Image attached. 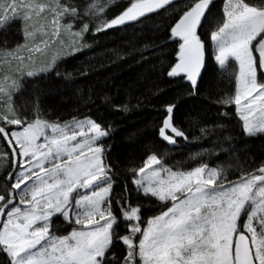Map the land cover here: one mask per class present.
I'll use <instances>...</instances> for the list:
<instances>
[{"label": "snow or ice", "instance_id": "obj_1", "mask_svg": "<svg viewBox=\"0 0 264 264\" xmlns=\"http://www.w3.org/2000/svg\"><path fill=\"white\" fill-rule=\"evenodd\" d=\"M113 3L0 0V264H264V0H129L106 17ZM130 29L141 67L124 87L150 80L159 119L141 162L122 168L109 116L126 118L139 97L134 107L119 88L85 98L81 78L104 65L80 61L101 34ZM157 54L162 69L148 59ZM230 70L213 113L204 80ZM53 96L97 111L50 118ZM209 136L194 166L169 160ZM257 145L258 165L242 166Z\"/></svg>", "mask_w": 264, "mask_h": 264}, {"label": "trees", "instance_id": "obj_2", "mask_svg": "<svg viewBox=\"0 0 264 264\" xmlns=\"http://www.w3.org/2000/svg\"><path fill=\"white\" fill-rule=\"evenodd\" d=\"M223 0H217V4H222ZM129 0H115V3L111 4L106 10L104 15L111 17L121 11ZM110 32L112 30H109ZM135 30H129L126 33H118L116 35H103L99 42L94 46V55L87 58V61L81 60L80 63L85 62L93 64H102L104 67L98 68L90 77H83L80 88L82 89V95L86 98L91 90H94L96 94L102 91H108L109 95L113 93L115 88L120 89V95L117 99L123 100L130 106H135L138 103L137 97H139L140 107H135L134 111L122 116H109V119L119 123L118 129L119 137L116 142V153L121 161V167L127 168L128 161H133L136 164L141 162V157L151 143L154 142L155 124L158 122L159 117L156 115L157 107L154 106V98L147 96L151 82L144 81L143 77L142 86L138 91L133 92L127 89L126 86L130 82L134 81L140 75V64L136 63V58L141 55V40L139 38H133V32ZM155 35V32L153 33ZM20 36L13 32L9 34V41L14 43L19 40ZM135 46L136 50H132ZM156 66L160 69L164 67L160 64L159 54L148 57ZM235 76V70H230L227 73H209L205 78L203 84V92L201 93L200 100L204 102V107L211 106V110L214 113L215 104L214 101L217 97L228 94L233 88V80ZM172 85L169 87V91ZM93 100L96 105H101V101L97 95H93ZM47 106L52 109L48 113L50 118H59L61 121L71 120L73 116L83 114H93L97 111V108L91 103H85L82 100L75 98L65 99L63 101H57L56 98L50 97ZM196 106L200 107V101L196 102ZM30 107V105H29ZM91 107L92 112H88V108ZM122 121V122H121ZM185 126L189 127V130L193 135L199 136L200 132L196 125L190 124L187 118L185 119ZM212 137H205L201 140H192L190 143L183 145L179 152H174L169 156V160L179 161L182 167L194 166L197 159L193 158V154L197 151H201L203 147L209 146L210 139ZM252 147V146H250ZM256 157L251 159L243 157L240 160V164L244 167H254L258 165V145L254 148ZM205 158V157H201ZM210 161H215L216 157L209 158ZM3 167L0 166V190H3ZM67 229L59 231L60 234H65ZM0 259L3 256L0 255Z\"/></svg>", "mask_w": 264, "mask_h": 264}, {"label": "rangeland", "instance_id": "obj_3", "mask_svg": "<svg viewBox=\"0 0 264 264\" xmlns=\"http://www.w3.org/2000/svg\"><path fill=\"white\" fill-rule=\"evenodd\" d=\"M37 55H39V54H37ZM2 75H3L2 58H0V78H2ZM65 229H67L66 225H61L59 227V231H62V230H65Z\"/></svg>", "mask_w": 264, "mask_h": 264}]
</instances>
